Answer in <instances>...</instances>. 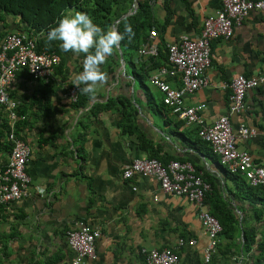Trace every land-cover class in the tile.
Listing matches in <instances>:
<instances>
[{
    "label": "crops",
    "instance_id": "obj_1",
    "mask_svg": "<svg viewBox=\"0 0 264 264\" xmlns=\"http://www.w3.org/2000/svg\"><path fill=\"white\" fill-rule=\"evenodd\" d=\"M166 7L164 0H154L149 27L140 33L144 40L149 32L156 33V54L140 56L137 50L123 58L117 51L102 66L109 79L94 98L79 91L85 99L82 109L69 104L65 89L76 85L83 55H63L61 73L54 72L48 83L26 73L16 75L10 96L18 103L17 115L24 118L30 186L26 198L1 209L0 264H68L73 254L65 232L79 224L100 232L96 260L87 264H142V251L173 249L178 239L195 243L176 251L177 264H199L206 238L195 208L183 198L162 194L151 179L122 180L121 171L134 158L191 164L212 185L207 210L225 206L239 223L243 218L244 226L254 225L248 202L237 199V180L220 167L196 128L184 125L161 104L160 93L150 83L166 65V45L196 37L203 20L218 10L219 0H168ZM17 29V20L9 18L5 35ZM237 75L264 77V19L257 12L233 27L230 40L211 42L207 86L184 96L182 103L202 105L206 125L228 116L233 131L239 124L254 129L252 138L237 140V148L246 151L253 164L264 166V83L245 93L244 112L228 115L229 84ZM163 81L179 86L176 77ZM4 161L0 155V167ZM237 263L253 264L248 254Z\"/></svg>",
    "mask_w": 264,
    "mask_h": 264
},
{
    "label": "built area",
    "instance_id": "obj_2",
    "mask_svg": "<svg viewBox=\"0 0 264 264\" xmlns=\"http://www.w3.org/2000/svg\"><path fill=\"white\" fill-rule=\"evenodd\" d=\"M250 12H257L264 19V0H219V8L202 22L194 38H181L166 45V65L158 68L150 78L151 85L161 95V104L168 108L186 126L196 128L198 139L208 146L218 159L219 165L228 175L242 177L250 187H260L264 193V166L253 164L250 155L237 148V140H247L255 130L239 124L235 131L228 116H221L206 125L201 116L202 105L184 107L182 98L207 86L205 71L210 64V44L213 41H228L233 27L239 25ZM156 33H148L138 49L140 56H154L157 46L153 41ZM60 62L59 56L45 51L37 52L33 37L27 33L13 31L0 41V109L9 127L5 140L10 145L6 161L0 167V212L2 208L16 203L29 195L30 178L26 172L30 160V146L16 132L15 126L23 121L16 109L18 103L11 98L12 84L18 73H26L32 80L48 83L54 78V70ZM177 78L179 86L172 88L164 78ZM264 83V77L247 78L235 76L229 84L227 98L228 115L244 112V95ZM79 88L72 85L65 89L69 104L77 102ZM134 177L151 179L159 191L168 196L183 198L193 205L196 218L206 238L201 250L199 264H208L215 252L220 225L205 208V198L211 186L203 180L200 172L187 162L170 161L161 164L155 158H134L121 171V178L129 181ZM135 191V188L131 189ZM156 200V198H154ZM100 237L97 228L79 224L65 232V243L73 257L68 264H87L96 260L95 242ZM194 240L178 239L173 249L142 251V264H177V250L194 245Z\"/></svg>",
    "mask_w": 264,
    "mask_h": 264
},
{
    "label": "trees",
    "instance_id": "obj_3",
    "mask_svg": "<svg viewBox=\"0 0 264 264\" xmlns=\"http://www.w3.org/2000/svg\"><path fill=\"white\" fill-rule=\"evenodd\" d=\"M154 0H0V40L5 35L8 27V19H16L21 29L15 31L29 34L34 39L37 52L45 51L59 56L60 62L54 72L61 73L62 56L67 53L61 51L58 42L49 44L46 40V33L52 27H55L66 11L84 12L88 14L95 24L101 28L115 27L121 33H124V26L130 24L134 36L130 39L127 35L121 41L118 50H114L112 56H117L119 51L123 58L133 52H136L144 39L140 33L149 27L148 18L151 3ZM168 0H164V7ZM134 10V11H133ZM133 13L131 14V12ZM127 15L122 18V16ZM165 54H166V49ZM69 53V52H68ZM111 56V57H112ZM109 57V60L111 59ZM166 59V58H165ZM129 60V59H128ZM12 97V95H11ZM85 99L79 92L78 99L72 107L76 110L82 109ZM18 115L19 109H16ZM24 122L16 124V132H22ZM9 127L5 115L0 109V155H7L10 145L5 137ZM152 158V157H149ZM5 162V161H4ZM3 163V162H2ZM226 173V172H225ZM227 174V173H226ZM228 175V174H227ZM237 182L238 198L248 202L251 209L250 221L253 226H244L242 222L246 219L241 218L240 223L234 217L231 210L225 206L219 207L213 205L208 210L220 225V233L217 236L215 252L211 256L208 264H233L239 257L248 254L253 264H264V193L260 187H250L246 181L238 175H228ZM240 179V180H239ZM238 180L240 182H238ZM211 192L206 196V200L212 195ZM262 227V230H256V227ZM260 234V235H259ZM242 261V260H241Z\"/></svg>",
    "mask_w": 264,
    "mask_h": 264
},
{
    "label": "clouds",
    "instance_id": "obj_4",
    "mask_svg": "<svg viewBox=\"0 0 264 264\" xmlns=\"http://www.w3.org/2000/svg\"><path fill=\"white\" fill-rule=\"evenodd\" d=\"M125 35L130 39L134 32L130 24L124 26V33L118 28H101L84 12H75L61 17L55 27L46 33L49 44L58 42L61 51L83 55L82 71L75 77L76 87L90 98L107 84L109 76L102 70L108 58L114 54ZM83 85V87H80Z\"/></svg>",
    "mask_w": 264,
    "mask_h": 264
},
{
    "label": "rangeland",
    "instance_id": "obj_5",
    "mask_svg": "<svg viewBox=\"0 0 264 264\" xmlns=\"http://www.w3.org/2000/svg\"><path fill=\"white\" fill-rule=\"evenodd\" d=\"M69 12V13H67ZM71 14H74L72 11H66L65 12V15H71ZM7 32V31H6ZM117 50V49H116ZM260 235V234H259ZM233 264H238L237 262H233Z\"/></svg>",
    "mask_w": 264,
    "mask_h": 264
},
{
    "label": "water",
    "instance_id": "obj_6",
    "mask_svg": "<svg viewBox=\"0 0 264 264\" xmlns=\"http://www.w3.org/2000/svg\"><path fill=\"white\" fill-rule=\"evenodd\" d=\"M117 50H118V48H117Z\"/></svg>",
    "mask_w": 264,
    "mask_h": 264
}]
</instances>
